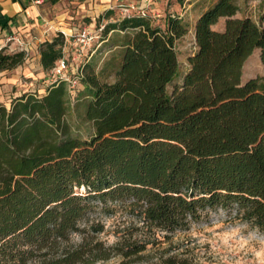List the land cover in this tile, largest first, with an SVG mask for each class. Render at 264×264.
Masks as SVG:
<instances>
[{"label":"trees","instance_id":"trees-1","mask_svg":"<svg viewBox=\"0 0 264 264\" xmlns=\"http://www.w3.org/2000/svg\"><path fill=\"white\" fill-rule=\"evenodd\" d=\"M237 10L236 0L205 7L183 69L176 42L191 29L180 15L162 25L135 14L108 22L104 42L81 62L75 104L64 82L0 102V264L108 258L89 216L115 204L166 234L217 208L264 232V72L243 77L254 51L264 64V6L256 19L233 17ZM220 17L223 29L212 28ZM110 30L123 34L112 43L118 53L98 68ZM61 37L41 44L44 70L61 56ZM23 60V51L0 50V70ZM72 108L90 124L87 135L71 127Z\"/></svg>","mask_w":264,"mask_h":264},{"label":"rangeland","instance_id":"rangeland-1","mask_svg":"<svg viewBox=\"0 0 264 264\" xmlns=\"http://www.w3.org/2000/svg\"><path fill=\"white\" fill-rule=\"evenodd\" d=\"M152 22L160 24L155 20ZM215 29L219 30V21L216 22ZM122 35L114 31L109 41L103 44L101 52L94 57L98 68L114 62L119 48L113 44L120 43ZM12 46L16 49L19 47L17 43ZM189 47L191 44H187L183 50L179 47L178 50L182 69ZM3 49L9 52L6 47ZM33 62L36 64L37 60ZM17 70L18 66L8 70V76H16ZM243 71L244 78L264 72V64L257 50L245 61ZM48 85L47 70L42 68H36L34 75L21 76L14 84L9 85L3 75H0V102L9 107L14 96L23 92L41 95ZM82 92L83 87L79 86L77 96L71 98V104L76 103ZM81 114V108H72L68 113V120L73 129L87 135L90 124L82 119ZM111 209L103 211L98 207L89 216V221L97 222L102 227L99 232L90 231L89 235L92 241H100L109 250V256L88 264H153L169 256L185 259L189 264H264V232L236 217L233 212L227 213L221 208L208 210L186 229L166 234L146 227L139 216L129 212L127 208L115 204ZM80 241V235H72V243L78 244ZM128 246L142 248L135 254L125 255L124 252L130 249Z\"/></svg>","mask_w":264,"mask_h":264},{"label":"crops","instance_id":"crops-1","mask_svg":"<svg viewBox=\"0 0 264 264\" xmlns=\"http://www.w3.org/2000/svg\"><path fill=\"white\" fill-rule=\"evenodd\" d=\"M211 1L213 0H0V46L5 44L8 36H14L23 43L21 51L24 52V60L17 65L16 76H8L7 72L10 69L0 70V75H3L7 85L14 84L21 76L34 75L36 68H42L40 46L43 42L52 41L60 31L73 33L83 25L96 27L120 20L115 7L119 2L138 3L145 8L147 13L157 14L158 18L155 21L161 25L167 14L180 15L191 29L176 42L177 50L179 47L183 50L187 44H191L192 27L196 17ZM236 3L238 10L233 17L250 15L256 19L264 6V0H236ZM151 20L154 21V19ZM218 21L219 30H222L225 17H220ZM215 24L212 28H215ZM114 31L117 30H110L107 37ZM61 40L63 44V37ZM15 43V41H10L8 45L15 48L12 46ZM190 50L191 47L187 49V51ZM35 59L36 64L33 62ZM48 71L49 69H47V77L51 83Z\"/></svg>","mask_w":264,"mask_h":264},{"label":"built area","instance_id":"built-area-1","mask_svg":"<svg viewBox=\"0 0 264 264\" xmlns=\"http://www.w3.org/2000/svg\"><path fill=\"white\" fill-rule=\"evenodd\" d=\"M118 10L120 19L130 15L148 16L151 19H157L155 13H147L145 8L135 2H119L115 6ZM112 8V6L110 7ZM105 24H100L96 27L88 25L81 26L76 32L67 33L60 31L63 37L61 48V56L49 68V76L51 83L64 82L69 90V93L74 97L79 90V79L82 76L81 62L84 58H90L104 42L102 30ZM9 41H15L19 46L17 49L11 48L8 45ZM6 47L9 52L23 50V43L18 37L8 36L5 44L0 46V50ZM72 48V50H68Z\"/></svg>","mask_w":264,"mask_h":264}]
</instances>
